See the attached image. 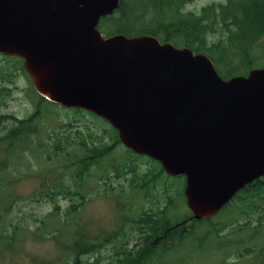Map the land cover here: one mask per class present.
Segmentation results:
<instances>
[{
  "label": "water",
  "instance_id": "1",
  "mask_svg": "<svg viewBox=\"0 0 264 264\" xmlns=\"http://www.w3.org/2000/svg\"><path fill=\"white\" fill-rule=\"evenodd\" d=\"M119 0H0V52L44 97L105 118L120 141L185 176L194 218L264 174V67L223 79L211 59L152 35L102 37Z\"/></svg>",
  "mask_w": 264,
  "mask_h": 264
},
{
  "label": "rangeland",
  "instance_id": "2",
  "mask_svg": "<svg viewBox=\"0 0 264 264\" xmlns=\"http://www.w3.org/2000/svg\"><path fill=\"white\" fill-rule=\"evenodd\" d=\"M226 1L183 0L178 11L198 14L204 6ZM240 10L236 17L243 25L247 23L246 13ZM108 21L101 24L100 19L97 25L104 35L114 32ZM225 35V29L217 25L206 35V41L219 40L221 46L223 40L227 41ZM221 53L217 56L221 57ZM250 54L253 62L247 68L239 67L237 72L264 64V34L251 47ZM218 67L222 69L218 68L221 77L226 76L223 60ZM44 100L34 90L21 60L0 54V161L9 156L5 153L7 132L19 125V119L39 111L37 121L30 123L37 128L25 151L12 157L13 164L0 172V207L14 201L12 210L0 215V228L3 222L8 228L4 231L10 234L14 224L24 227L17 231L13 246H0L6 254V264H33L32 257L36 258L35 264H74L76 256L70 255L68 248L74 243L73 235H87L95 242L93 251L77 255L78 264H264V190L263 196L258 190L249 197L256 201L254 209L247 207V199L243 198L246 195L238 194L210 219L194 224L190 219L172 228L169 237H150L141 230L146 228L143 219L148 215L166 217L175 225L190 218L191 211L181 194L183 178L159 173L156 161L145 155L133 156L121 144L101 156L99 163L90 165L81 178H72L74 161L84 152L72 150L67 158L60 155L57 161H48L47 152L53 150L51 132L66 135L62 128L84 131L87 126L99 136L100 143L109 144L112 131L108 124L86 112L77 113L73 108ZM45 139L47 144L40 145ZM70 162L73 165L69 168H56V178L48 183H58L64 189L70 184L71 190L85 193L83 199L64 190L52 197L37 194L47 189L48 186L42 189L41 183L50 175L52 165ZM37 226L40 228L31 233ZM186 230L188 235L178 240ZM147 253L151 257H146Z\"/></svg>",
  "mask_w": 264,
  "mask_h": 264
},
{
  "label": "trees",
  "instance_id": "3",
  "mask_svg": "<svg viewBox=\"0 0 264 264\" xmlns=\"http://www.w3.org/2000/svg\"><path fill=\"white\" fill-rule=\"evenodd\" d=\"M182 1L183 0H120V4L115 12L112 15L102 18L105 19V21L109 20L108 24L112 22L111 26H113L115 32L127 35L149 34L156 36L161 41H170L175 45L188 46L194 52L208 54L217 66H219L221 60H223V63L227 66L226 71L223 70V73H225L226 76L235 73H245L246 71L237 72V69L241 66L247 68L253 62V58L250 54L251 42L246 43L240 39L248 37L249 35L256 36L263 32L264 15L254 17L251 16V13H264V0H228L227 5L224 6L223 3H212L208 6L202 7L198 14L194 12H179L178 10L180 6H182L179 4H181ZM231 6L233 8L231 9V12L234 11L233 13L230 12V8H227ZM240 9H242L241 13H246L244 20L247 23L239 26L236 14L241 11ZM226 19L231 20L226 21ZM217 25L226 30L225 37H227V41L224 43L223 40L221 46L219 45V40L212 43L206 41V35L209 32H213ZM236 25L238 26V31L232 29V26L236 27ZM218 52H222L221 57L217 56ZM74 110L77 113L83 111L96 117L102 123L108 124L109 130L112 131L111 142L109 144L100 143L99 136L91 133L87 126L84 131L80 130L78 127L75 128L74 131L70 128L67 130L62 128L61 132L65 131L67 133L66 135L65 133L57 134L54 131L51 132L50 137L52 138V143L50 148L52 147L53 150L51 152L50 149V151L47 152V156L50 158L48 161H57V158L60 155L67 158L71 155L72 150L75 152H84L83 155L79 156L78 159L74 161L76 163V171L74 175L72 174L71 176L72 178L77 179L81 178L82 173L87 171L90 165L99 163V158L104 154L107 155L112 148L120 144V141L118 140L116 129L106 120L89 111L79 108H75ZM38 114L39 111H36L29 117L19 120V125L11 128L7 132L4 137L7 141L5 153L9 156L4 157L0 161V172L7 167V164H13V161L11 160L12 157L20 156V154L25 151L27 146V135L29 133H35L37 128V126L30 123L38 116ZM35 120L37 121V119ZM68 137L73 140L68 139ZM39 144L45 145L47 144V140L40 141ZM128 150L131 152V155L136 157L140 156L132 152L130 149ZM76 155L77 154L74 156ZM71 165H73V162H70V164L64 163L60 166L56 164L55 166L52 165L49 169L50 175H46L44 177L45 181L41 183V188L43 189L45 186H48L47 189L39 191L37 194L52 197L54 193L64 190L67 193L73 192L75 195H78L83 199L85 193L71 190L70 184L64 189V186L58 185V183H48L56 178L57 174L54 173L56 168H69ZM163 171L162 166L159 164L158 172L163 173ZM179 177L183 178L182 176ZM263 180L264 176L256 178L252 182L246 184L243 189L238 192L239 195H246V197L243 198L245 200L247 199L246 204L249 209L256 208V201L249 198L251 194H256L258 193V190H260L258 194L263 196ZM1 187L2 184L0 183V191L2 190ZM181 194L184 198L182 192ZM13 202L0 207V215L11 211ZM203 220L205 219L196 220L192 218V221H194L192 224ZM143 221L146 228L141 230L145 231L150 237L157 234H164V236L169 237V233H172V228L177 227L175 223L169 222L166 217L161 218L155 217L154 215H148ZM62 222L64 223L65 221ZM39 228L40 226L35 227L31 230V233H35ZM4 230H8V228L2 222L0 228V246H10L13 244L14 238L18 234L17 231L24 230V227L22 225L14 224L10 230V234L6 233ZM188 233L189 232L187 231L183 232L178 240L183 239ZM58 234H61V230ZM73 237H75V240H73L74 243H70L68 248L70 255L72 254L73 257L76 256L74 264H78L77 255L93 251L92 248L95 246V242H93L87 235H73ZM87 241L88 243H85ZM173 244H175V241ZM145 256L151 257L150 253H147ZM32 261L33 264H35L36 258L32 257ZM6 262V254L0 249V264H6ZM123 264H126V262Z\"/></svg>",
  "mask_w": 264,
  "mask_h": 264
},
{
  "label": "flooded vegetation",
  "instance_id": "4",
  "mask_svg": "<svg viewBox=\"0 0 264 264\" xmlns=\"http://www.w3.org/2000/svg\"><path fill=\"white\" fill-rule=\"evenodd\" d=\"M260 15H264V14H263V13H258V14H257V17L260 16ZM258 39H259V38H258ZM258 39H257V40H258ZM255 43H257V41H256Z\"/></svg>",
  "mask_w": 264,
  "mask_h": 264
}]
</instances>
